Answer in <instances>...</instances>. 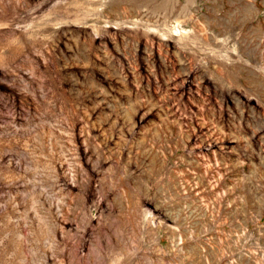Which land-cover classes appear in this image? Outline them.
<instances>
[{
    "label": "rangeland",
    "instance_id": "rangeland-1",
    "mask_svg": "<svg viewBox=\"0 0 264 264\" xmlns=\"http://www.w3.org/2000/svg\"><path fill=\"white\" fill-rule=\"evenodd\" d=\"M0 264H264V0H0Z\"/></svg>",
    "mask_w": 264,
    "mask_h": 264
}]
</instances>
